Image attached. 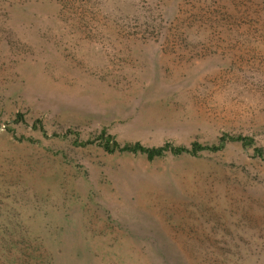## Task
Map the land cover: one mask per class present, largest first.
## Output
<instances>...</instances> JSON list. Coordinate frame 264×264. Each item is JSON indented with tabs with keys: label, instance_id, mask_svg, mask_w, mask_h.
<instances>
[{
	"label": "rangeland",
	"instance_id": "374dc122",
	"mask_svg": "<svg viewBox=\"0 0 264 264\" xmlns=\"http://www.w3.org/2000/svg\"><path fill=\"white\" fill-rule=\"evenodd\" d=\"M103 130L264 150V0H0V264H264L252 147Z\"/></svg>",
	"mask_w": 264,
	"mask_h": 264
},
{
	"label": "trees",
	"instance_id": "16d2710c",
	"mask_svg": "<svg viewBox=\"0 0 264 264\" xmlns=\"http://www.w3.org/2000/svg\"><path fill=\"white\" fill-rule=\"evenodd\" d=\"M15 4H11V5H15ZM159 28L157 27L153 29V31L156 30L158 33L160 31ZM95 140L97 141V145L108 153H115V152L141 153L148 160H153L155 158L162 157L166 155L167 153H172L175 155L184 154V153L190 154V155H196L197 153L201 151H217V150L222 149L228 142H239L244 147H252L254 154L264 159L263 148L261 146L255 145L252 137L244 136L241 134L231 135V134L225 133L218 138V141L216 144H211V145L202 144L198 141H193L189 146L175 145L170 142H166L158 146H147V145L141 144L138 141L134 143L126 142L122 144L114 137V135L107 134L103 130L98 134V136L95 137L94 140L87 139V140L79 141V142L76 141V143L78 145L85 146V145L93 143Z\"/></svg>",
	"mask_w": 264,
	"mask_h": 264
}]
</instances>
